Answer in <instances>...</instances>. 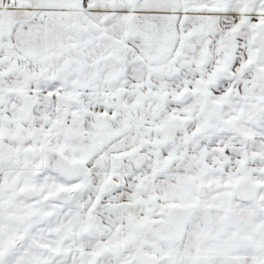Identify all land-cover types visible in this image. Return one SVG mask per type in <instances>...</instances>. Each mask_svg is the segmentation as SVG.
I'll return each instance as SVG.
<instances>
[{"label": "snow or ice", "instance_id": "obj_1", "mask_svg": "<svg viewBox=\"0 0 264 264\" xmlns=\"http://www.w3.org/2000/svg\"><path fill=\"white\" fill-rule=\"evenodd\" d=\"M0 264H264V0H0Z\"/></svg>", "mask_w": 264, "mask_h": 264}]
</instances>
